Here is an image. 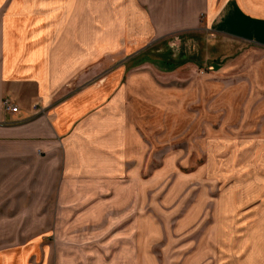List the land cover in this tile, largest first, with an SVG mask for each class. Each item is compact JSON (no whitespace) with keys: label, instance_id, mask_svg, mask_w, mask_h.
Segmentation results:
<instances>
[{"label":"crops","instance_id":"crops-1","mask_svg":"<svg viewBox=\"0 0 264 264\" xmlns=\"http://www.w3.org/2000/svg\"><path fill=\"white\" fill-rule=\"evenodd\" d=\"M147 1L0 0V226L19 228L3 264H138L124 76L141 61L172 71L225 60L235 43L264 48V0ZM181 30L194 36L173 48Z\"/></svg>","mask_w":264,"mask_h":264},{"label":"rangeland","instance_id":"rangeland-1","mask_svg":"<svg viewBox=\"0 0 264 264\" xmlns=\"http://www.w3.org/2000/svg\"><path fill=\"white\" fill-rule=\"evenodd\" d=\"M183 32L166 41L194 36ZM235 44L217 63L164 71L141 61L124 76L122 182L138 190V264H264V48ZM18 229L0 226V264Z\"/></svg>","mask_w":264,"mask_h":264},{"label":"built area","instance_id":"built-area-1","mask_svg":"<svg viewBox=\"0 0 264 264\" xmlns=\"http://www.w3.org/2000/svg\"><path fill=\"white\" fill-rule=\"evenodd\" d=\"M2 104L5 110L12 112L17 110V106L11 104L10 102H8V100H3Z\"/></svg>","mask_w":264,"mask_h":264},{"label":"trees","instance_id":"trees-1","mask_svg":"<svg viewBox=\"0 0 264 264\" xmlns=\"http://www.w3.org/2000/svg\"><path fill=\"white\" fill-rule=\"evenodd\" d=\"M171 68H173V66H170V67L168 68V70H171Z\"/></svg>","mask_w":264,"mask_h":264}]
</instances>
